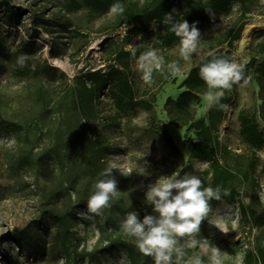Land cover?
I'll return each instance as SVG.
<instances>
[{"label": "rangeland", "instance_id": "obj_1", "mask_svg": "<svg viewBox=\"0 0 264 264\" xmlns=\"http://www.w3.org/2000/svg\"><path fill=\"white\" fill-rule=\"evenodd\" d=\"M4 1L9 2L13 10L0 5V41L11 52L28 42L35 44L28 46L26 51L33 65L41 67L46 61L58 71L20 78L14 73L12 61L0 60V98L9 113L22 119L38 115L43 128V139H38L35 127L26 129L23 134L0 132V264H64V258L52 249V242H56L55 224L47 214V195L53 188L59 193V209L73 210L79 205V220L74 225L75 245L84 256L96 253V256L89 255L81 264H131L122 247L105 248L108 242L116 241L136 245L135 239L121 228L126 214L136 211L140 219L144 215L155 214L153 206L146 202L145 193L161 177L182 176L187 172L201 178L208 169L207 162L190 156V139L194 134L189 132V140H186L187 127L172 123L166 105L168 98L176 99L184 90L181 84L198 64L199 58L193 56L191 62L182 60L179 41L171 48L158 49L166 64L182 60L183 72L176 77L171 76L166 68L164 72H154L150 85L141 79L135 60L132 66L136 96L146 99L152 110L140 107L121 117L107 87L98 99L96 118L80 120L76 110L65 112L73 105L64 103L71 87L76 84L77 76L89 69L105 70L112 50L109 43L121 45V40L133 26L115 28L116 16L111 12H91L90 1L79 9L75 1L82 0H0V4ZM132 1L143 6L152 0ZM185 5L184 1L183 7ZM249 8L251 11L244 20L246 25L242 36L235 42L232 52L237 62L251 59L260 40L257 34L264 30V0H249ZM174 10L181 14L185 12L177 2ZM242 12L241 3L233 0L229 13L217 15L198 27L202 55H206V40L212 38L217 43L225 39L240 20ZM13 13L19 16L17 23H12L16 19ZM43 14L68 24L69 29L63 31L61 26L53 25L52 33L41 28L37 36L33 31V18ZM250 24L253 27L244 38ZM151 26L156 30L159 24L153 22ZM141 40L140 34L132 33L131 42L126 46L135 47L141 44ZM153 42L154 39H150L144 45L151 46ZM223 47L228 48L227 44ZM51 50L55 51V56ZM257 58L264 59V54ZM257 68L251 81L238 84L237 95L227 105L226 117L219 127L220 142L229 152L227 161L242 169L246 168L252 150L240 134L239 112L242 109L256 110L260 130L264 133V85L259 83ZM45 100L50 105L39 112L40 103ZM192 104L197 117L207 116L209 107L204 95L194 99ZM30 122L33 123L32 120ZM168 134L173 145L168 141ZM53 136L60 137L56 147L51 143ZM89 136H100L112 147L110 154L91 167L85 166L81 158L89 145ZM54 148L57 153L46 156ZM257 156L260 162L253 174L256 182L250 180L243 184L239 198L248 205L259 197L264 207V146L257 150ZM39 157L51 158L47 171L49 180L34 164ZM110 162L131 173L123 175L119 169H113L119 198H114L102 215L93 216L80 204L87 203L95 191V183L102 178L101 173ZM15 233L22 234L20 244L10 240ZM198 239H207L220 248L223 264H247V253L254 251L257 254L259 247H262L264 255V224L252 226L247 222L237 202L211 203V211L201 223ZM191 251L200 253L202 249L198 247ZM204 260L208 264L206 255ZM258 264H264V258Z\"/></svg>", "mask_w": 264, "mask_h": 264}, {"label": "trees", "instance_id": "obj_2", "mask_svg": "<svg viewBox=\"0 0 264 264\" xmlns=\"http://www.w3.org/2000/svg\"><path fill=\"white\" fill-rule=\"evenodd\" d=\"M87 1L89 2V9L93 13H107L110 12V7L114 3H120L124 6L122 15H115V28H120L124 25H132L130 32L123 37L122 44L119 46L109 43L112 47L110 51L109 64L106 69L87 70L85 73L77 76L76 84L71 87V92L67 96L68 99L64 103L73 105V108L65 109V112L76 110L81 116L80 120L94 119L97 116L98 99L102 91L108 87V95L113 101L116 111L121 117L130 110L137 108H145L151 111L152 106L148 104L146 99H138L133 85V66L132 63L136 60L132 57L130 51H126L127 44L131 42V34L136 33L141 35V44L135 46L137 49L136 57L142 52L155 48L166 49L171 48L178 43L179 38L170 30L171 24H164L163 19L165 15L171 13L176 21L187 20L189 24L196 23L197 27H201L204 23L217 15L227 14L230 12L233 0H152L147 4L140 6L137 2L132 0H82L77 2L76 8L79 9ZM186 2L183 7V2ZM241 3L243 12L240 20L234 25L229 35L214 43L212 38H208L205 42L204 50L206 55L209 52H214L217 55H224L234 58L233 50L235 42L242 36V32L246 23L247 13L251 10L249 8V0H237ZM178 3L184 13H179L174 10V4ZM1 6L9 7L13 10L9 2H1ZM14 16L15 20L12 23H17L19 16ZM54 17L47 18L45 14L42 16H35L33 18V31L37 36L40 35V29H44L52 33L51 27L59 25L62 30H68L69 25L54 21ZM153 22L159 24L158 29L153 30L151 27ZM259 42L255 46L254 55L245 64V79L239 83H246L252 80L254 70L257 68L259 72V83L264 85V59L259 60L258 55L264 54V30L258 32ZM154 39L151 46L144 45V42ZM227 44L225 49L223 45ZM35 46L31 42L24 44L22 48L11 52L0 41V60L12 61L14 64V73L20 78L35 77L40 73L54 74L58 68L48 62H44L43 66H35L26 56L27 47ZM53 56L55 51L51 50ZM205 55V56H206ZM23 58V65L18 61ZM211 57H209L210 59ZM235 59V58H234ZM182 60L179 61L181 67ZM64 75V74H63ZM238 83V84H239ZM238 84L233 85L231 91L225 92L221 103L226 105L221 109L219 106H213L208 109L206 117H197L195 105L192 104L194 99H198L200 95H205L207 92L206 83L199 76V65L197 64L190 70L186 78L183 80L181 87L184 90L176 99L168 98L166 105L169 117L172 123L176 125L186 126V140H189V132H193L194 136L190 139L189 153L194 159H199L207 162L208 169L200 178L205 187H220L228 189L230 195L223 196L221 200H212L210 203L216 204L220 201L237 202L239 204L242 215L247 222L252 226H261L264 224V207L259 199L256 197L252 203L246 205L241 202L239 196L240 187L248 181L256 182L253 174L259 166V157L257 150L264 146V133L260 130V123L258 119V112L256 110L250 111L242 109L238 114L240 123V134L244 142L251 148L252 153L249 156L246 168L242 169L238 166H233L227 161L228 149L222 146L219 136V127L226 117L227 105L237 95ZM44 97L47 99V93L44 92ZM69 100V101H68ZM50 105L48 100L40 103L39 112L44 111ZM263 109V107H262ZM38 115L35 118H20L16 115H11L8 111L7 105L3 99L0 98V132L23 134L24 131L31 130L35 127L38 139L43 137V128ZM30 120L33 121L30 122ZM35 121V122H34ZM30 122V123H29ZM95 136V135H94ZM168 141L173 145L171 136L168 134ZM43 139V138H42ZM60 137H51V143L56 147V143ZM89 145L86 151L81 156L82 162L85 166L91 167L95 162H100L108 154L112 152V147L103 141L100 136H89ZM57 153L56 148L53 151H48V157L51 154ZM55 153V154H54ZM50 155V156H49ZM40 159V160H39ZM46 157L38 158V162L34 163L44 176H47V171L50 169V159ZM88 168V167H87ZM264 172V166L262 168ZM51 181V180H50ZM47 195L48 217L52 219L55 224L54 238L56 242H52L53 250L57 251L63 258L64 264H81L88 259L89 255H95L91 252L84 256L75 245V231L74 225L79 220L77 215V207L73 210H61L58 208L59 193L57 190L50 189ZM80 206L87 210V203H81ZM22 234L15 233L10 240L14 243L20 244ZM122 247L130 258L131 264H154V260L143 255L137 246L131 242H108L106 249L109 247ZM103 251V250H102ZM95 253V254H94ZM204 258V257H203ZM264 258L263 249L259 247L257 254L254 251H249L246 255L247 264H258ZM92 259V257H91Z\"/></svg>", "mask_w": 264, "mask_h": 264}, {"label": "clouds", "instance_id": "obj_3", "mask_svg": "<svg viewBox=\"0 0 264 264\" xmlns=\"http://www.w3.org/2000/svg\"><path fill=\"white\" fill-rule=\"evenodd\" d=\"M110 12L122 15L124 6L114 3ZM163 23L171 24L170 30L179 38L182 60L191 62L193 56L199 58V76L208 89L204 95L206 105L209 108H225L226 105L221 100L225 92L231 91L233 85L245 79V64L214 52L202 55L201 33L195 22L189 24L187 20L176 21L168 13ZM125 50L130 51L136 59L137 71L141 73L145 84L153 83V73L164 72L165 68L173 77L183 72L179 61L173 60L166 64L155 48L142 52L139 57H136L137 49L132 45ZM18 62L23 65V58ZM113 169H119L123 175L131 173L115 162H110L103 169L102 178L95 183V191L87 201L88 213L93 216L102 215L110 207V202L119 198L120 191L112 175ZM228 195V189L205 187L203 181L191 173L161 177L145 193L146 202L153 206L155 214H147L140 219L136 211H130L122 221L121 228L126 235L135 239L139 251L151 257L154 264H205V255L208 257V264H223L222 250L209 240L201 241L198 237L201 223L211 211L210 202L219 201ZM198 247L202 249L200 253L191 251Z\"/></svg>", "mask_w": 264, "mask_h": 264}, {"label": "bare ground", "instance_id": "obj_4", "mask_svg": "<svg viewBox=\"0 0 264 264\" xmlns=\"http://www.w3.org/2000/svg\"><path fill=\"white\" fill-rule=\"evenodd\" d=\"M252 27H253L252 24L248 25V27L246 28L245 34H244V38L249 34V32L252 29Z\"/></svg>", "mask_w": 264, "mask_h": 264}]
</instances>
